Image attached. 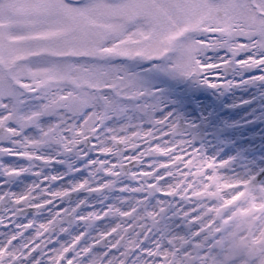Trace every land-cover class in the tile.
Instances as JSON below:
<instances>
[{
	"label": "snow or ice",
	"instance_id": "1",
	"mask_svg": "<svg viewBox=\"0 0 264 264\" xmlns=\"http://www.w3.org/2000/svg\"><path fill=\"white\" fill-rule=\"evenodd\" d=\"M216 49H226L231 57L217 63L199 58ZM172 52L177 54L172 71L203 76L201 83L209 87L217 86L207 78L216 74L210 70L229 65L241 52L251 54L235 60L237 65H264L259 54L264 52V0H0V264H128L129 253L140 248L139 238L151 229L140 225L139 237L128 238L141 219L137 207L109 205L99 213L74 216L85 202L63 203L70 193L111 188L112 180L53 188L62 175L43 172L57 159L49 152L52 145L71 152L89 142L99 154L119 156L115 163L89 161L111 177L150 153L167 157L151 170L128 173L154 177L135 191L194 201L182 215L199 224L198 232L215 235L226 264H264V184L253 177H224L217 171L224 161L202 158L196 149L178 147L180 141L165 143L164 131L113 133L110 144L94 139L107 113L118 107L116 98L143 95L133 87V77L111 61L167 60ZM156 123L163 128L166 118ZM136 149L141 150L123 154ZM158 169L163 175L156 174ZM26 176L32 179L25 182ZM166 177L174 182L161 187ZM161 212L145 215L155 223ZM106 215L131 222L117 223L91 240L83 231L70 241L58 240L56 230L64 233L61 224L69 218L87 222ZM101 245L105 251L94 254ZM121 245L123 251L110 256ZM145 254L148 259L140 264H178L175 253L159 244Z\"/></svg>",
	"mask_w": 264,
	"mask_h": 264
},
{
	"label": "flooded vegetation",
	"instance_id": "2",
	"mask_svg": "<svg viewBox=\"0 0 264 264\" xmlns=\"http://www.w3.org/2000/svg\"><path fill=\"white\" fill-rule=\"evenodd\" d=\"M234 59H239V56H235ZM251 67V66H250ZM225 69H230L228 75H226ZM218 75H221L220 78H217L216 82L222 81V80H231L234 82L232 85L233 87H243L245 84H241V80L245 78H250L249 81L257 82V84L254 86L256 91L261 92V90H264V79L259 78L257 80V77H264V65H257L255 67H252V69L249 72L241 71L239 67H234L229 65L227 68L225 66L223 68H217L214 69L213 72ZM215 79V78H214ZM216 80V79H215ZM249 81L247 83H249ZM253 90V89H252ZM190 93L187 92V94L184 96L185 102L183 103V109H182V103L181 101L176 98L175 103L172 105V110H174L175 107L179 106L181 108V111H183V118H181L183 121H193L190 120L191 114L188 113V109L191 111L192 105L189 102ZM180 101V102H179ZM220 102H222L226 108L225 110H221V108L217 109L218 105H215L211 108V110L208 113H203V124L206 128V133L204 136V140L202 143H204V146H210L208 140L214 139L216 137H222V134L219 130V125L224 122L229 123H235L238 121V119L241 116L242 108L237 105V103L233 100V96L227 95L223 98H221ZM188 107V108H187ZM217 110V111H216ZM180 111V110H179ZM178 111V112H179ZM216 111V113H215ZM244 112V111H243ZM174 114H176V111L174 110ZM181 115V114H179ZM178 117V116H177ZM178 122V118L174 119H168L166 121L163 128H161L160 125L157 123L154 126L155 133H160L161 131L167 132V135L163 137V141L165 143H177V141L182 142L181 144H178V147L180 148H187L189 149L187 141H184L185 135L183 134H177L175 132L176 123ZM174 124L175 128L169 129L168 125ZM240 125V122L235 123ZM249 124V130H248V136L246 134H243V136L240 135L239 131L235 133L234 129L232 128L228 133L226 134L229 136V139L227 142H233L232 144L225 145V154H233L236 156L232 161L226 163L223 167L219 168L217 171L227 178L232 179H240L241 174V158L244 156H241L240 151H235L234 148L237 146L238 142L241 141H248L249 142V148H247V152L245 151V155L248 158V164L244 165V170H247V168L254 169V161L255 157L254 154L256 153L251 151L252 147H255L257 143H260L261 145H264V99L258 97V99L254 102L253 107L250 109V117L248 120ZM240 127V126H238ZM234 132V134H231ZM189 137V136H188ZM186 137V138H188ZM141 149L136 150H124L123 154H135L136 151H139ZM257 152H264V146L259 149ZM112 154H109L111 156ZM93 156V155H92ZM215 153L212 155H204V157L212 158L214 160ZM167 157L162 156L160 154H156L155 157V164H158L159 162L165 160ZM247 161V160H246ZM245 161V162H246ZM80 163V161H79ZM144 164L142 163V166L130 169V170H124V172L119 175L118 177H111L103 172V170L97 169V170H74L72 175L64 176L62 177V180L60 181V185L64 184L66 180H70L72 183H77L83 180H88L91 185H95L96 183H101L106 180H112L113 186L108 189H104V192L97 195H88L87 193L82 194L81 192H86L84 190L78 191L79 195L76 196L78 199L75 200V202L71 205L74 206L78 201L83 200L85 203L80 205V207L77 209L76 213H74V216H80V215H86L90 211H96L97 213L104 211L109 205H112L115 208H119L121 210H128L130 207H137V216L144 217L143 215H138L139 208L140 210L145 209L147 206L146 203L153 205V207H156L159 205L163 195L161 192H148V191H135V189L139 188V183H143V181H146L145 184L151 183L154 180V177L149 178H133L128 173L130 171H136L139 172L143 169ZM164 170H157L156 174L163 175ZM126 173V174H124ZM249 174V173H248ZM60 175L61 172H60ZM174 178L173 177H166L162 181L159 182L161 187H165L169 183H173ZM82 194V195H81ZM166 198H169V196H166ZM139 201V204L137 202ZM70 206V207H71ZM152 209V208H151ZM168 213L169 209L166 207L163 212L159 214V217L162 213ZM70 226H63L66 227V234L64 232V235L60 233V239L61 241L70 240V238L76 234H79V232L83 231L89 238V240L94 239L100 232L107 231L111 227H114L117 223H124V222H131V220L125 221L124 218L119 217L118 215H106L101 217L98 220H92V221H80V220H74ZM141 220H138L137 228L135 233H129L128 238L131 239L133 236L139 235L141 228L139 227L141 225ZM75 225L76 231L74 234H70L72 232L71 226ZM97 249L105 250V248L101 245L98 246L94 251ZM118 251H123V245H121L118 249ZM113 251V250H112ZM133 253H135V250H132V252L129 253L130 257L132 258ZM130 260V259H129ZM128 260V262H129Z\"/></svg>",
	"mask_w": 264,
	"mask_h": 264
},
{
	"label": "rangeland",
	"instance_id": "3",
	"mask_svg": "<svg viewBox=\"0 0 264 264\" xmlns=\"http://www.w3.org/2000/svg\"><path fill=\"white\" fill-rule=\"evenodd\" d=\"M218 51H227L226 49H216V50H205L200 54V58L205 57L204 55L207 53L208 54V58H212V56H214ZM241 55L242 58H244L247 55H250L251 53L249 52H241L239 53ZM176 53L172 52L168 54L169 59L165 60L163 58L160 59H153V60H144L141 58V60H136V58H132L134 59L133 61H130V59L126 58V60H123L124 58H117L111 61V63H115L118 62L121 66V68L123 69L124 72L130 74L133 77V87L136 88L137 90L141 91L143 93V95L139 96V97H134V98H116L117 99V103H118V107L113 110L110 111L109 113H107V117L106 119L103 121V123H106V125H104L105 128H103L104 135L102 138H100V140L98 141V143L103 142L105 143V139L108 137V135L110 136V132L108 131L109 129H111L112 133H123L127 127H130V123L134 122L135 126L134 128L136 130H149L151 129V126H154L155 123H152L151 118L153 119L155 117V115L157 113H159L161 119H165L168 115L171 114V106L173 105V103H175V99L178 98L181 103L183 104L185 102V98L184 96L187 94V92H191L190 93V98H189V102L192 105L193 108H198V105L195 103V98L197 96H200L201 93H199L201 90L198 89L201 86L200 83V76L198 75H192L191 77L185 76L181 73L178 72H174L170 69L169 65H171L175 58H176ZM128 62L126 63V66L124 65L125 61ZM139 65V66H138ZM141 66V68L139 69V71L143 70L144 72L142 74V76H136L138 73V68ZM184 80H188L190 82V84L188 82H183ZM175 85H178L179 88L177 90L178 95L175 96L172 92V90L174 89ZM152 87H154V89H156V92H153V96L150 93ZM207 94H209V96L211 97V99H213V95L210 93V91H207ZM171 95H174L175 97L172 99ZM179 101V102H180ZM206 102V101H205ZM245 102V101H244ZM202 105V104H201ZM207 105V104H206ZM188 108V107H187ZM194 110V109H193ZM196 115L199 118L203 117V113L204 110H194ZM188 113L191 114L190 116V120H193V118H195L194 114L192 113V111L190 109H188ZM46 119H51V118H46ZM102 123V124H103ZM151 123V124H150ZM150 124V126L144 127L146 125ZM108 125V126H107ZM153 130V129H152ZM202 143H198L197 146L195 147L193 145L192 149H196L198 150L200 156L203 158L204 155H212L213 154V150L212 148L206 149L205 146H201ZM212 147V145H211ZM80 150H76L74 153L66 156L65 152H61L59 149L58 145H52L51 148L49 149L50 154H54L57 155V159L56 161H54L50 166L45 167L43 170L46 172L47 170H49V173L51 174L52 170H65V172L68 174L72 172V170H76L77 166H76V162L78 161V159H83V157L85 156L81 151H83V148L78 147ZM191 149V148H190ZM65 155V156H64ZM101 155L100 154L98 156V158H94V160H92L93 162L96 160L101 159ZM108 156V155H107ZM106 158L110 160L111 158ZM113 157H116V155H112ZM256 163H259L261 161V158L259 156H256ZM4 162L5 163H9L10 162V158L8 157H4ZM213 159V157H212ZM217 159V157H216ZM217 163L221 162V161H215ZM21 163H27L26 161H21ZM95 163H89V161L84 162L82 164V166H79L81 168H88L91 167L93 170L96 166ZM258 165V164H256ZM154 167V160H151L150 162H147V164L145 165V168L143 170H151V168ZM43 171V172H44ZM44 172V174H45ZM52 174L54 175H60V172L56 173V171H53ZM30 176H26L24 178L25 182L30 181L32 179V177L30 178ZM29 179V180H28ZM143 184H145V182H143ZM71 185V184H70ZM69 185V186H70ZM60 186V181L54 185H52L53 188L59 187ZM63 186L68 187V185L63 184ZM178 197V196H177ZM179 199H181L180 197H178ZM185 203H192L191 201H188L186 199ZM69 203V202H64ZM194 206H195V202ZM193 206V207H194ZM70 207V206H67ZM150 207H153V205ZM167 227V226H166ZM193 227L194 230H198L199 229V224L198 223H194L193 222ZM197 227V228H195ZM72 232H70V234H74L76 231V227L75 225L71 226V228H67V229H72ZM67 231V230H66ZM171 231V230H169ZM168 231V236L165 237L166 234L161 235V237H165L168 238L165 240V242H163L164 248L170 250V251H174L177 247L178 244L181 242V238L183 239V237L185 235L181 234L182 237L178 238V234H174V233H169ZM161 233V231H158ZM167 232V231H164ZM66 234V232H65ZM62 235H64V233H62ZM205 237L200 238L201 240H198L197 245H192V247H189V249L192 251L191 252H195L197 253L196 255L199 256L203 253H208L205 257L208 256H212L213 260H215L216 264L220 263V258H218L216 251H218L220 248H218V245L215 244V239H213L214 236H210L208 233L205 234ZM160 234H156V240L159 239ZM186 239V238H185ZM180 241V242H179ZM183 241V240H182ZM145 242L147 243V241L145 240ZM212 243H214L213 245H211ZM158 244V241H157ZM207 244H210L211 247L204 250L205 247L207 246ZM155 245H152V247H154ZM147 249V248H146ZM202 250H204V252H202ZM117 255V251L114 250ZM214 251V252H213ZM211 259V258H210ZM178 264H182V261L180 262L178 259ZM204 264V259H200L198 264ZM189 264V263H188Z\"/></svg>",
	"mask_w": 264,
	"mask_h": 264
},
{
	"label": "bare ground",
	"instance_id": "4",
	"mask_svg": "<svg viewBox=\"0 0 264 264\" xmlns=\"http://www.w3.org/2000/svg\"><path fill=\"white\" fill-rule=\"evenodd\" d=\"M113 64H115V65H119L120 66V64L118 63V62H115V63H113ZM264 184V183H263ZM190 221V220H189ZM60 242H65V241H61L60 239H58ZM66 241H70V240H68V238L66 239ZM143 248H144V246H143ZM105 250H100V249H97L96 251H94V254H98V253H100V252H104ZM110 256H111V254H110ZM112 256H113V254H112ZM224 256H225V254H224ZM147 256H146V254H145V251H143L141 248H139V249H137V254H134V259L132 260V262H131V264H140V261L141 260H139V259H143V258H146Z\"/></svg>",
	"mask_w": 264,
	"mask_h": 264
}]
</instances>
